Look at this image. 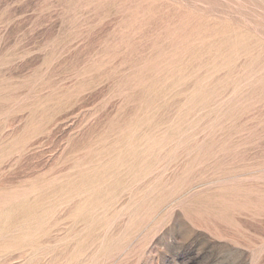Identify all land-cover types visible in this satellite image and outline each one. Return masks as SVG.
I'll use <instances>...</instances> for the list:
<instances>
[{
  "label": "rangeland",
  "instance_id": "1",
  "mask_svg": "<svg viewBox=\"0 0 264 264\" xmlns=\"http://www.w3.org/2000/svg\"><path fill=\"white\" fill-rule=\"evenodd\" d=\"M16 23L0 176L52 232L0 264H247L186 238L249 218L264 264V0H0V65Z\"/></svg>",
  "mask_w": 264,
  "mask_h": 264
},
{
  "label": "crops",
  "instance_id": "2",
  "mask_svg": "<svg viewBox=\"0 0 264 264\" xmlns=\"http://www.w3.org/2000/svg\"><path fill=\"white\" fill-rule=\"evenodd\" d=\"M26 24L16 23L12 26L13 34L3 46V57L6 61L0 65V80L18 82L25 71L27 57V40H26ZM3 83L0 95H5L8 89ZM20 95V91H16ZM0 103V132L3 129V121H10L15 127L20 126L22 120L27 114L26 107L23 111L13 107L5 112V105ZM2 137V135H1ZM12 139H0V172L5 165L15 158L18 154L27 148L26 139L19 140V146H11ZM18 149V151L13 150ZM1 174V173H0ZM32 201L29 200V187L26 183H20L15 193H8L0 176V262L6 261L19 249L18 240L23 238H33V235L41 232L47 237L52 232V217L50 215L40 214L38 210H32ZM249 231L245 233L243 222L237 223H220L218 229L214 230L212 226L199 225L190 222V226L194 230L190 233L187 240H192L196 236H203L212 250L219 254L222 250L225 255H239L246 257L249 261L247 264H256L255 255H257L259 247V239L256 234L251 232V219L248 220ZM34 231L35 233H32ZM231 264H237V260L232 259Z\"/></svg>",
  "mask_w": 264,
  "mask_h": 264
}]
</instances>
